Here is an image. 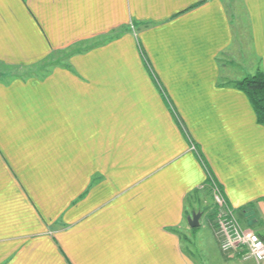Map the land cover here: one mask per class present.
<instances>
[{"label": "crops", "instance_id": "crops-1", "mask_svg": "<svg viewBox=\"0 0 264 264\" xmlns=\"http://www.w3.org/2000/svg\"><path fill=\"white\" fill-rule=\"evenodd\" d=\"M73 51L0 80V264H197L199 153L264 224V0H0V68Z\"/></svg>", "mask_w": 264, "mask_h": 264}, {"label": "rangeland", "instance_id": "rangeland-1", "mask_svg": "<svg viewBox=\"0 0 264 264\" xmlns=\"http://www.w3.org/2000/svg\"><path fill=\"white\" fill-rule=\"evenodd\" d=\"M229 5H233L238 2V0H227ZM247 36H249L248 31L246 29ZM247 40V38H246ZM249 43V41L247 40ZM246 42V44H248ZM248 46V45H247ZM241 58L234 64V71L240 73L241 76L245 73V68L248 67L252 63H256L257 57H255L254 53H241ZM67 62L66 53H57L53 56L49 57L44 62L40 63L37 66H34L32 69H15L8 67L0 68V80L10 81L19 76L23 78L33 76H41L52 68L56 66H60L63 63ZM196 150V149H195ZM196 196L200 198V202H198V211H202L201 217V226L197 227V229L187 228L188 237H191L190 242L184 241L183 239V247L187 246V248L191 251V255L197 264H242L245 261L242 258V253L239 251H230L224 252L221 249L220 238L218 236L217 229V215H214L216 212V201L213 194V191H210L208 187L203 186ZM196 211V212H198ZM236 214V213H235ZM236 217L239 221L246 227L253 229L256 233L264 232V224H262L261 219L258 218L255 214L252 216L251 213L248 215H240L236 214ZM260 221V222H259ZM192 243V245H191ZM250 264H264V262L258 263L252 260H246Z\"/></svg>", "mask_w": 264, "mask_h": 264}, {"label": "built area", "instance_id": "built-area-1", "mask_svg": "<svg viewBox=\"0 0 264 264\" xmlns=\"http://www.w3.org/2000/svg\"><path fill=\"white\" fill-rule=\"evenodd\" d=\"M212 191L218 206L217 229L221 249L224 252L239 251L244 260L264 262V240L253 230L244 226L229 207L217 184Z\"/></svg>", "mask_w": 264, "mask_h": 264}, {"label": "trees", "instance_id": "trees-1", "mask_svg": "<svg viewBox=\"0 0 264 264\" xmlns=\"http://www.w3.org/2000/svg\"><path fill=\"white\" fill-rule=\"evenodd\" d=\"M73 53L75 52L73 51L66 56L70 57ZM234 85L235 87H237L238 89H240L246 94L256 114L258 123L264 126V70L261 68H258L256 73L253 76L246 77L242 80H239ZM198 158L206 170L207 177L205 180V186L208 187L210 191H212L213 184H217L219 186V189L221 190V193L224 196L226 204L232 208L223 190L222 185L218 182L215 174L209 167L206 159L200 153L198 154ZM215 207H216V212L214 213V215H217L218 213L217 204H215ZM254 207H255V204L252 202L245 207L234 210V212L240 215H243V214L248 215V212L254 210ZM193 229H197V228H193ZM257 234L264 240V232L257 233Z\"/></svg>", "mask_w": 264, "mask_h": 264}, {"label": "water", "instance_id": "water-1", "mask_svg": "<svg viewBox=\"0 0 264 264\" xmlns=\"http://www.w3.org/2000/svg\"><path fill=\"white\" fill-rule=\"evenodd\" d=\"M202 217V212H194L188 217V223L191 228H197L200 226V219Z\"/></svg>", "mask_w": 264, "mask_h": 264}]
</instances>
